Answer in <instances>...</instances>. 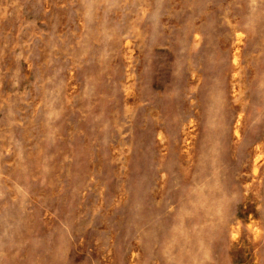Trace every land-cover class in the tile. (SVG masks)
I'll return each instance as SVG.
<instances>
[{
    "label": "rangeland",
    "instance_id": "1",
    "mask_svg": "<svg viewBox=\"0 0 264 264\" xmlns=\"http://www.w3.org/2000/svg\"><path fill=\"white\" fill-rule=\"evenodd\" d=\"M0 264H264V0H0Z\"/></svg>",
    "mask_w": 264,
    "mask_h": 264
}]
</instances>
